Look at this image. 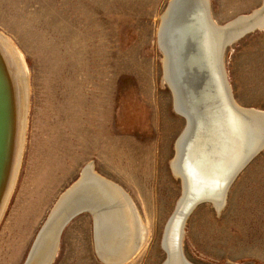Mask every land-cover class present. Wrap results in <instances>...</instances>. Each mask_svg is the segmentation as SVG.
<instances>
[{
	"label": "rangeland",
	"instance_id": "1",
	"mask_svg": "<svg viewBox=\"0 0 264 264\" xmlns=\"http://www.w3.org/2000/svg\"><path fill=\"white\" fill-rule=\"evenodd\" d=\"M169 1L0 0V32L27 83L19 167L0 220V264L24 262L54 203L89 163L128 195L143 226L142 242L119 264L165 259L164 228L182 193L170 163L185 126L162 80L157 44ZM263 1L208 0L209 14L223 25ZM263 27L222 55L233 99L244 108L264 110ZM182 230L192 264H264V148L233 178L222 206L197 203ZM51 264H108L96 250L91 213L65 225Z\"/></svg>",
	"mask_w": 264,
	"mask_h": 264
},
{
	"label": "water",
	"instance_id": "2",
	"mask_svg": "<svg viewBox=\"0 0 264 264\" xmlns=\"http://www.w3.org/2000/svg\"><path fill=\"white\" fill-rule=\"evenodd\" d=\"M164 14L160 30L162 44L169 54L175 99L185 119V126L176 140L177 167L180 169L183 161L191 160V157L197 159L199 155L210 165L220 167L227 160L232 161L236 152L241 153V161L220 190L221 202L239 170L264 148V133L259 134L262 128L256 126V113L232 102L222 61L225 47L255 27L249 25L240 28L237 18L217 26L209 14L208 0H170ZM25 83L24 73L19 74L11 55L0 41V220L19 167L27 114ZM232 114L238 116L244 125L240 131L243 132L242 136L236 132L239 128L233 126ZM83 178L80 174L60 195L39 228L22 264H51L63 228L83 211L93 216L97 246L98 226L94 219V208L74 205L64 210L65 205L62 207L64 203H70L71 194L83 186ZM184 178L181 197L164 228L161 245L165 259L161 264H176V261L178 264H192L182 252L183 223L197 203L210 200L208 196L201 195L202 192L196 195L192 190L194 186L186 176ZM203 191L206 192V189ZM97 194V200L102 199L100 195L104 193Z\"/></svg>",
	"mask_w": 264,
	"mask_h": 264
},
{
	"label": "bare ground",
	"instance_id": "3",
	"mask_svg": "<svg viewBox=\"0 0 264 264\" xmlns=\"http://www.w3.org/2000/svg\"><path fill=\"white\" fill-rule=\"evenodd\" d=\"M262 6L255 9L250 14H244L235 17L240 23L238 26L241 28L250 25L255 28H262L264 26V16L262 15L264 12V7ZM164 17L165 14L163 13L160 18L161 22L159 21L160 25L157 29V44L162 51V80L163 82L165 81L164 84L167 83L169 88L172 90L171 92L174 98L173 105L175 107V111L183 117L184 114L182 113L175 99L176 97L172 80V70L170 67L169 54L166 47L163 45L164 43L162 44V35L160 30ZM243 23H245V25L242 26ZM216 25L223 26L225 24ZM0 39L2 44L6 47L9 54L11 55V58L15 62L19 74L24 73L25 75L26 73L24 69L20 68L21 63L17 54L7 41V38L1 32ZM25 84L27 93V83ZM232 102L240 108L251 110L252 112L256 113L258 120L255 123L256 126L262 128V131H260L259 134L261 132L263 134L264 110L241 107L235 102L234 99L232 100ZM231 121L235 129L239 128L236 130V132H238L242 136L243 132H240L244 129L242 121L238 118V116H235L234 114H232L231 116ZM175 150L176 155L173 157L170 163L174 175L178 176L181 179V182H184V176H186V179L192 184V186H194L192 187V190L196 195L202 192L201 195L208 196L210 198L209 201L216 208H220L224 202V198H222V201L219 202V199L222 196V192L220 190L233 173L238 162L241 161V153L234 152L235 154L233 155V160H227V163L225 165H220V167L217 165H210L208 163V160L201 158V155H199L197 159L191 157V160L183 161L182 166H180L179 169L177 167L176 160L178 151L176 144ZM190 153H192V155L194 154L192 149L190 150ZM80 174L82 175V177H84L82 184L83 186L79 187L78 191L76 190L75 192H73L71 194L72 200L70 197V203H64L62 207L65 205L64 210H68L69 207H72L74 205L92 206V208H94V219L96 220L98 226V230L96 232V250L98 254L100 255L101 259L108 264L123 263L134 254L137 246H139L143 240V226L141 224V221L139 220L138 224L135 210L130 203L128 195L117 184L104 178L99 173H96L93 170L92 163H89L85 168H83ZM103 185L105 186V188H101V186ZM204 189H206V192L203 191ZM96 191L98 193H104L100 195L102 199L97 200L98 194ZM58 201L59 200L57 199L53 207L57 204ZM53 207L51 208V210L53 209ZM51 210L49 211V213L51 212ZM175 263L178 264L177 261Z\"/></svg>",
	"mask_w": 264,
	"mask_h": 264
}]
</instances>
